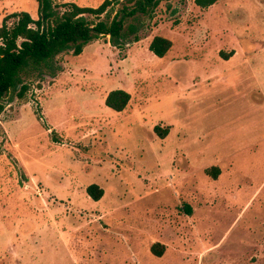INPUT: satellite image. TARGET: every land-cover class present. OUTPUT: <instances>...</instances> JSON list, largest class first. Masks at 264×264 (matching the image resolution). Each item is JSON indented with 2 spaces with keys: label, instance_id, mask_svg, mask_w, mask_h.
Masks as SVG:
<instances>
[{
  "label": "rangeland",
  "instance_id": "1",
  "mask_svg": "<svg viewBox=\"0 0 264 264\" xmlns=\"http://www.w3.org/2000/svg\"><path fill=\"white\" fill-rule=\"evenodd\" d=\"M23 11L38 19L37 1L0 0V27ZM125 32L24 74L27 98L5 99L0 264H264V0H162ZM156 36L173 42L162 59ZM117 89L132 97L122 112L105 103Z\"/></svg>",
  "mask_w": 264,
  "mask_h": 264
},
{
  "label": "trees",
  "instance_id": "2",
  "mask_svg": "<svg viewBox=\"0 0 264 264\" xmlns=\"http://www.w3.org/2000/svg\"><path fill=\"white\" fill-rule=\"evenodd\" d=\"M36 1L38 19L26 11L16 12L7 16L0 27V117L6 108L5 99L19 86L18 98H27L30 86L22 81L24 74L48 66L57 56L69 50H73L75 56H80L89 43L101 37H110V43L115 47L127 44L125 29L128 22L138 15L152 13L162 0H105L98 7L80 6L73 2L58 5L54 0ZM218 1L195 0V4L208 9ZM120 5L110 22L101 20L113 7ZM129 28L134 33L131 24ZM135 41H139V38L136 37ZM172 48L173 42L163 36L154 37L149 46L150 51L161 59ZM222 54V58L230 60L235 53ZM131 99L129 92L117 89L108 94L105 103L110 109L122 112L127 109ZM155 131L162 138L168 133L161 132L158 126ZM209 173L216 179L220 169L213 168ZM87 193L94 201L104 196V190L96 184L89 186ZM163 248L161 244H154L151 251L161 257Z\"/></svg>",
  "mask_w": 264,
  "mask_h": 264
}]
</instances>
